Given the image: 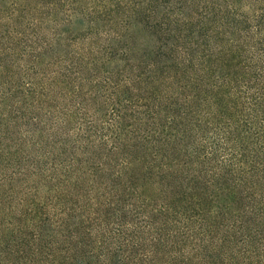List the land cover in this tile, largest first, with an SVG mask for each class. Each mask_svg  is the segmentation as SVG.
Instances as JSON below:
<instances>
[{
  "label": "trees",
  "instance_id": "obj_1",
  "mask_svg": "<svg viewBox=\"0 0 264 264\" xmlns=\"http://www.w3.org/2000/svg\"><path fill=\"white\" fill-rule=\"evenodd\" d=\"M0 264H264V0H0Z\"/></svg>",
  "mask_w": 264,
  "mask_h": 264
}]
</instances>
